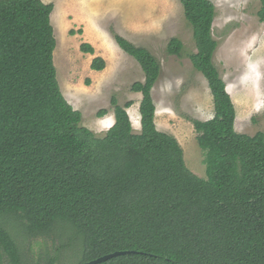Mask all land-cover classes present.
<instances>
[{
    "label": "trees",
    "instance_id": "obj_1",
    "mask_svg": "<svg viewBox=\"0 0 264 264\" xmlns=\"http://www.w3.org/2000/svg\"><path fill=\"white\" fill-rule=\"evenodd\" d=\"M179 1L197 52L173 38L167 53L187 55L212 94L213 118L190 120L206 179L187 167L178 139L158 129L153 90L161 63L148 49L113 34L145 76L131 88L142 95L141 130L128 114L134 103L120 105L114 95L115 124L98 136L61 91L54 5L0 0V264H28L13 232L66 236L63 247L78 249L80 264L116 252L131 253L102 264H264V132L236 131V109L214 63L216 6ZM80 50L96 52L86 42ZM106 67L100 56L91 64L95 72Z\"/></svg>",
    "mask_w": 264,
    "mask_h": 264
},
{
    "label": "rangeland",
    "instance_id": "obj_2",
    "mask_svg": "<svg viewBox=\"0 0 264 264\" xmlns=\"http://www.w3.org/2000/svg\"><path fill=\"white\" fill-rule=\"evenodd\" d=\"M43 1L54 5V63L60 88L68 102L83 114V126L103 136L109 130L103 125L105 120L114 116L111 100L115 95L120 105L134 103L128 114L135 132L141 130L142 95L131 88L136 82H144L145 76L139 64L116 44L113 34H119L148 49L160 61L161 76L153 90L156 124L160 131L178 139L187 167L206 179L205 155L190 120L213 118L212 94L207 80L195 71L187 55L178 58L167 53L173 38L182 40L186 53L197 52L193 29L180 1ZM210 1L217 9L213 34L218 48L214 63L236 109V131L254 136L264 132V23L258 18L260 0ZM80 30L83 35H71ZM85 42L95 48L94 56L81 52ZM99 56L107 67L102 72L92 71V61ZM103 109L109 114L98 118ZM13 233L28 264H46L48 256H58V264L81 263L78 249L63 247L68 241L66 236L28 239Z\"/></svg>",
    "mask_w": 264,
    "mask_h": 264
},
{
    "label": "water",
    "instance_id": "obj_3",
    "mask_svg": "<svg viewBox=\"0 0 264 264\" xmlns=\"http://www.w3.org/2000/svg\"><path fill=\"white\" fill-rule=\"evenodd\" d=\"M131 252H116V253H113V254H109V255H106V256H103L97 260H94V261H91V262H88V263H85V264H102L106 261H109L113 258H116V257H119V256H123V255H127V254H130Z\"/></svg>",
    "mask_w": 264,
    "mask_h": 264
},
{
    "label": "crops",
    "instance_id": "obj_4",
    "mask_svg": "<svg viewBox=\"0 0 264 264\" xmlns=\"http://www.w3.org/2000/svg\"><path fill=\"white\" fill-rule=\"evenodd\" d=\"M128 111H129V110H128ZM107 120H108V121H107ZM107 120H105L106 122H104L103 125H105V126L107 127V129H110L108 125L113 126V125L115 124V117L112 116V115H110V117H108ZM111 126H110V127H111Z\"/></svg>",
    "mask_w": 264,
    "mask_h": 264
},
{
    "label": "bare ground",
    "instance_id": "obj_5",
    "mask_svg": "<svg viewBox=\"0 0 264 264\" xmlns=\"http://www.w3.org/2000/svg\"><path fill=\"white\" fill-rule=\"evenodd\" d=\"M112 128V127H111Z\"/></svg>",
    "mask_w": 264,
    "mask_h": 264
}]
</instances>
